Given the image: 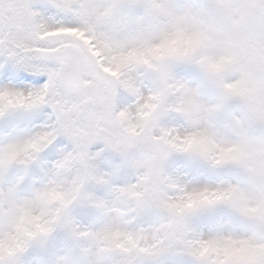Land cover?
Segmentation results:
<instances>
[{"label":"snow or ice","instance_id":"1","mask_svg":"<svg viewBox=\"0 0 264 264\" xmlns=\"http://www.w3.org/2000/svg\"><path fill=\"white\" fill-rule=\"evenodd\" d=\"M0 264H264V0H0Z\"/></svg>","mask_w":264,"mask_h":264}]
</instances>
